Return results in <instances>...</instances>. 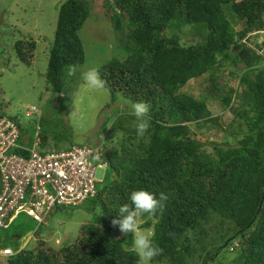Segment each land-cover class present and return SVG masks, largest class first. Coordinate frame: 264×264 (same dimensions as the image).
Wrapping results in <instances>:
<instances>
[{
	"label": "trees",
	"instance_id": "trees-1",
	"mask_svg": "<svg viewBox=\"0 0 264 264\" xmlns=\"http://www.w3.org/2000/svg\"><path fill=\"white\" fill-rule=\"evenodd\" d=\"M91 2L67 0L59 8L45 75L55 93H65L69 66L86 60L79 31L91 15ZM103 5L127 57L110 60L100 75L113 98L121 94L150 104L149 129L138 136L134 118L114 125L122 126L123 138L117 151L101 156L107 175L89 199L95 217L74 243L58 249L40 240L19 250L1 236L16 254L0 264H140L132 235L122 236L111 223L119 206H131L129 195L137 189L167 196L162 211L143 214L150 216L144 226L154 228L152 239L162 249L151 264H264V41L256 37L264 32V0H104ZM179 18L207 28L202 42L184 45L165 34ZM9 48L30 66L37 42L21 33ZM227 64L238 70L232 73L239 78L237 88L218 80ZM206 74L208 94L230 109L237 126L224 128L205 98L181 91ZM193 124L231 130L237 143L202 142L192 134ZM223 251L233 257L220 259Z\"/></svg>",
	"mask_w": 264,
	"mask_h": 264
},
{
	"label": "rangeland",
	"instance_id": "rangeland-1",
	"mask_svg": "<svg viewBox=\"0 0 264 264\" xmlns=\"http://www.w3.org/2000/svg\"><path fill=\"white\" fill-rule=\"evenodd\" d=\"M67 0H0V112L15 116L20 121L22 130L19 143L36 148H45V151L65 150L73 145H88L93 148L105 144L102 152H115L119 149L123 138L122 126H114L121 119V124H128L133 117L128 115L132 101L121 94L112 97L107 88L97 92L85 85L81 72L89 68L99 69L110 60H123L127 57L120 42V31H117L105 15L104 0H91V15L79 31L83 42L86 60L77 67L75 75L65 74L68 83L63 92L71 93L68 99L65 93L53 92L47 83L46 72L49 63V53L55 40V32L60 6ZM230 17V15H229ZM234 26L240 29V23L233 21ZM33 37L37 42L32 65L22 63L15 50L9 48L20 34ZM168 36H178L184 45L202 42L208 30L200 23H185L182 19L173 20L165 29ZM256 35V34H255ZM259 36V42L264 41V33ZM256 37H251V40ZM253 41V42H254ZM252 47L253 43H249ZM264 47L261 54L264 55ZM238 70L232 65H225L219 73L220 83L237 88L239 78L232 73ZM209 75L190 80L181 88L182 92L198 98H205L213 115H220L224 128L230 124L237 126L229 108L219 100L212 98L207 92ZM224 87L219 95L224 94ZM68 91V92H67ZM31 106H36L41 114L27 116ZM213 126V125H212ZM197 127L191 125L192 134L202 142H222L231 138L232 131L226 132L216 126ZM40 132L44 146L36 147V133ZM97 165L95 159H91ZM108 166V165H107ZM106 167V166H104ZM97 167V178L104 181L107 169ZM91 200H87L79 207H57L47 215V223L39 224L26 215H20L3 228V240H13L14 235L21 234L19 247L26 242L27 248H34L40 240L55 248H61L74 243L79 237L83 226L94 220V212L89 208ZM150 218H140L139 231L151 237L154 228L144 226ZM218 226H213V232ZM27 234V237H25ZM32 235V237H30ZM19 236V235H18ZM18 247V242H14ZM233 257V254L223 251L220 257ZM217 261L215 264H218ZM163 264H169L164 262Z\"/></svg>",
	"mask_w": 264,
	"mask_h": 264
},
{
	"label": "built area",
	"instance_id": "built-area-1",
	"mask_svg": "<svg viewBox=\"0 0 264 264\" xmlns=\"http://www.w3.org/2000/svg\"><path fill=\"white\" fill-rule=\"evenodd\" d=\"M37 114L41 111L36 106L27 112V116ZM21 130V123L0 114V232L22 214L44 224L54 208L83 205L98 192L101 181L97 178V167L106 166L101 162L103 152L98 147L73 145L54 151L25 148L19 143ZM41 143L37 132L35 146ZM17 149L28 150L29 154H19ZM15 254L11 246L2 245L0 233V260Z\"/></svg>",
	"mask_w": 264,
	"mask_h": 264
},
{
	"label": "clouds",
	"instance_id": "clouds-1",
	"mask_svg": "<svg viewBox=\"0 0 264 264\" xmlns=\"http://www.w3.org/2000/svg\"><path fill=\"white\" fill-rule=\"evenodd\" d=\"M77 70V66H69L68 76L75 75ZM81 76L88 89L99 92L106 87L105 80L96 68L82 71ZM150 108V104L145 101L130 104L128 115L134 118L133 126L140 137H143L149 129ZM129 200L131 206L129 204L119 206L111 223L114 227L119 228L122 236L132 235V249L138 255L140 264H151L152 260L162 252V249L154 242L151 234L146 235L138 230L140 218L143 214L155 215L158 211H162L167 196L160 193L157 197L156 193L150 190L137 189L130 193Z\"/></svg>",
	"mask_w": 264,
	"mask_h": 264
},
{
	"label": "crops",
	"instance_id": "crops-1",
	"mask_svg": "<svg viewBox=\"0 0 264 264\" xmlns=\"http://www.w3.org/2000/svg\"><path fill=\"white\" fill-rule=\"evenodd\" d=\"M21 145L24 146L25 148L30 149L29 146L23 145L22 143H21ZM40 146H41V148H42V147L44 146V143L42 142ZM42 149L45 150L44 147H43ZM40 150H41V149H40ZM22 215H24V214H22ZM17 218H18V217H17ZM17 218H16V219H17ZM29 218H30V217H29ZM30 219H31V218H30ZM14 221H15V220H14ZM2 230H3V229H2ZM2 230H1L0 233H2ZM25 237H27V234H25ZM30 237H32V235H31ZM22 238H24V237L21 236V235H19V236L14 235V236H13V240H11V239H9V240H11V242H12L13 244H14L15 241L18 242V247H19V244H20V242H21L20 239H22ZM5 241H6V240H4V242H5ZM7 241H8V240H7ZM1 243H2V241H1ZM28 243H29V241L26 242V243L24 244L23 247H21V248L19 247V250H21V249L27 247L26 245H27ZM2 245H3V243H2ZM8 246H11V245H8Z\"/></svg>",
	"mask_w": 264,
	"mask_h": 264
},
{
	"label": "bare ground",
	"instance_id": "bare-ground-1",
	"mask_svg": "<svg viewBox=\"0 0 264 264\" xmlns=\"http://www.w3.org/2000/svg\"><path fill=\"white\" fill-rule=\"evenodd\" d=\"M256 48V47H255Z\"/></svg>",
	"mask_w": 264,
	"mask_h": 264
}]
</instances>
